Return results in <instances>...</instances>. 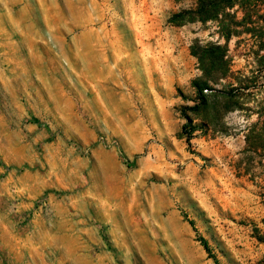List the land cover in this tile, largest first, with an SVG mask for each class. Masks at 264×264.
<instances>
[{
  "label": "rangeland",
  "instance_id": "rangeland-1",
  "mask_svg": "<svg viewBox=\"0 0 264 264\" xmlns=\"http://www.w3.org/2000/svg\"><path fill=\"white\" fill-rule=\"evenodd\" d=\"M194 3L0 0V264H214L199 237L219 264H264V151L245 149L264 22L229 39L214 85L256 88L222 132L189 113L188 144L190 47L225 44L214 23L167 22Z\"/></svg>",
  "mask_w": 264,
  "mask_h": 264
},
{
  "label": "trees",
  "instance_id": "trees-1",
  "mask_svg": "<svg viewBox=\"0 0 264 264\" xmlns=\"http://www.w3.org/2000/svg\"><path fill=\"white\" fill-rule=\"evenodd\" d=\"M263 6L264 0H195L192 8L180 10L169 17L167 22L175 26L193 22H200L203 25L208 22L214 23L217 27L216 33L225 40L223 45L208 42L204 45L195 43L190 47L191 54L197 59L201 75L191 83L195 92L194 105L182 110L186 120L182 126V133L188 144L198 128L192 124L193 119L189 113L200 119L202 127L206 130L222 132V129H214L216 125L221 123L227 112L242 110L244 92L256 88L255 85H248L245 80L239 79L236 83H228L224 89H217L214 85L220 80L230 78L232 74L231 60L227 55V42L231 37L242 33L255 35L259 29L257 25L259 21L264 22V14H260ZM238 13L241 14L239 19ZM245 143L247 152L264 151V116L258 115V120L249 127ZM189 224L194 229L193 222L189 221ZM198 240L214 264H219L216 257L211 254L207 241L202 237Z\"/></svg>",
  "mask_w": 264,
  "mask_h": 264
},
{
  "label": "crops",
  "instance_id": "crops-1",
  "mask_svg": "<svg viewBox=\"0 0 264 264\" xmlns=\"http://www.w3.org/2000/svg\"><path fill=\"white\" fill-rule=\"evenodd\" d=\"M76 255H78L77 252L70 253V255H68V259H73V258H75Z\"/></svg>",
  "mask_w": 264,
  "mask_h": 264
}]
</instances>
